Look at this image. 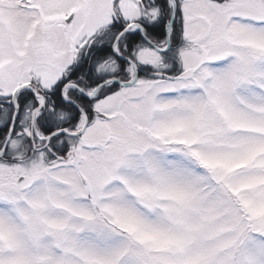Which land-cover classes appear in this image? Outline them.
<instances>
[{"label": "snow or ice", "instance_id": "snow-or-ice-1", "mask_svg": "<svg viewBox=\"0 0 264 264\" xmlns=\"http://www.w3.org/2000/svg\"><path fill=\"white\" fill-rule=\"evenodd\" d=\"M0 264H264V0H0Z\"/></svg>", "mask_w": 264, "mask_h": 264}]
</instances>
